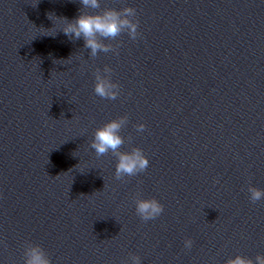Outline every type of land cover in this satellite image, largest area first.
<instances>
[{"label":"water","instance_id":"obj_1","mask_svg":"<svg viewBox=\"0 0 264 264\" xmlns=\"http://www.w3.org/2000/svg\"><path fill=\"white\" fill-rule=\"evenodd\" d=\"M128 6L138 36L107 53L63 31ZM105 65L115 99L94 91ZM121 116L120 150L150 163L117 179V157L91 142ZM249 185L264 189V0H0V264H24L28 242L52 264L255 261L264 199ZM138 196L163 213L143 221Z\"/></svg>","mask_w":264,"mask_h":264},{"label":"clouds","instance_id":"obj_2","mask_svg":"<svg viewBox=\"0 0 264 264\" xmlns=\"http://www.w3.org/2000/svg\"><path fill=\"white\" fill-rule=\"evenodd\" d=\"M85 8L99 9L101 0H81ZM136 16V9L128 6L121 10L115 8H105L102 12L95 14L82 12L71 22H67L63 31L70 38L80 39L83 37L84 46L91 50V56L95 57L99 52H109L113 50L111 44L105 40H112L122 32L135 39L138 36V21L133 18ZM67 20V18H65ZM112 69L105 65L103 73L97 70L95 73V93L102 98L115 99L119 95V84L110 78ZM128 117L121 116L109 120L95 130L91 147L97 156H102L109 151L117 157L115 166V177L122 179L125 176H134L147 170L149 159L144 150L134 147L131 151H121L120 147L124 144V137L120 134L122 128L127 124ZM137 131L142 132L146 125L138 124ZM248 192L250 200L255 203L264 199V189L249 185ZM136 213L143 221H149L160 216L164 211V205L155 197L135 199ZM193 241L185 239L184 246L191 249ZM24 264H52L44 248L39 244L26 243L24 248ZM131 264H142L139 255H132ZM226 264H264V255H257L255 261L243 255H236L226 261Z\"/></svg>","mask_w":264,"mask_h":264}]
</instances>
